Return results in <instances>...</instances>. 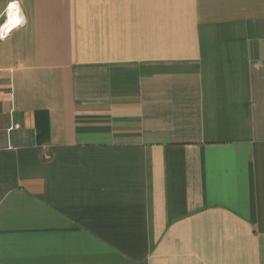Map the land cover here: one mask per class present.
Instances as JSON below:
<instances>
[{
  "label": "crops",
  "instance_id": "obj_1",
  "mask_svg": "<svg viewBox=\"0 0 264 264\" xmlns=\"http://www.w3.org/2000/svg\"><path fill=\"white\" fill-rule=\"evenodd\" d=\"M0 264H264V0H0Z\"/></svg>",
  "mask_w": 264,
  "mask_h": 264
},
{
  "label": "built area",
  "instance_id": "obj_2",
  "mask_svg": "<svg viewBox=\"0 0 264 264\" xmlns=\"http://www.w3.org/2000/svg\"><path fill=\"white\" fill-rule=\"evenodd\" d=\"M8 9H9L8 15H11L12 19L8 18V20L0 27V38L1 39H4L5 37H7L10 31L14 27L18 26L19 24L23 22L22 19L20 18L18 6L14 4H10Z\"/></svg>",
  "mask_w": 264,
  "mask_h": 264
},
{
  "label": "bare ground",
  "instance_id": "obj_3",
  "mask_svg": "<svg viewBox=\"0 0 264 264\" xmlns=\"http://www.w3.org/2000/svg\"><path fill=\"white\" fill-rule=\"evenodd\" d=\"M9 19H12V16L10 15V18ZM7 27H8V25H7Z\"/></svg>",
  "mask_w": 264,
  "mask_h": 264
}]
</instances>
